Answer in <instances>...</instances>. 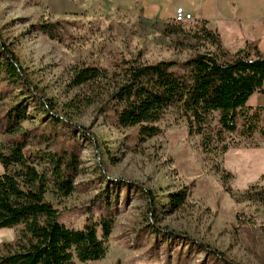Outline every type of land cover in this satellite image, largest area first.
I'll return each instance as SVG.
<instances>
[{
    "label": "rangeland",
    "instance_id": "obj_1",
    "mask_svg": "<svg viewBox=\"0 0 264 264\" xmlns=\"http://www.w3.org/2000/svg\"><path fill=\"white\" fill-rule=\"evenodd\" d=\"M175 3L184 4L162 0L167 14L157 16L146 0H0V49L18 56L36 94L51 99L75 140L74 191L52 199L62 221L83 228L88 214L114 213L104 258L78 264H264V205L242 198L252 185L264 189L260 134L245 140L231 133L226 153H204L200 136L189 135L170 109L158 122L162 133L141 140L138 127L116 123L106 88L75 80L79 67L112 71L139 53L153 63L214 51L192 33L194 18L173 32ZM45 23L60 24V39L40 29ZM9 93L13 102L28 99L25 128L50 123L21 84ZM16 236V227L0 229V248Z\"/></svg>",
    "mask_w": 264,
    "mask_h": 264
},
{
    "label": "trees",
    "instance_id": "obj_2",
    "mask_svg": "<svg viewBox=\"0 0 264 264\" xmlns=\"http://www.w3.org/2000/svg\"><path fill=\"white\" fill-rule=\"evenodd\" d=\"M177 23L173 32H184L186 22ZM59 28V23L40 25L53 39H60ZM192 33L215 50L195 52L184 61L153 63L141 60L139 53L121 58L112 71L94 65L79 67L75 80L106 88L116 123L138 127L141 140L162 133L158 122L170 109L186 121L189 135L200 136L204 153H226L231 133L245 140L256 133L264 138V105L249 104L255 93L264 95V53L252 42L230 52L206 19H196ZM14 83L38 99L39 111L49 115V124L24 127L30 119L25 109L28 99L13 102L9 91ZM54 111L50 98L36 94L18 56L1 48L0 229L16 227L17 236L2 244L0 264H78L100 260L107 253L114 213L88 214L84 227L76 228L62 221L52 200L73 193L75 170L71 158L75 140L64 133L60 124L66 125L65 119ZM242 198L264 205V189L252 185Z\"/></svg>",
    "mask_w": 264,
    "mask_h": 264
},
{
    "label": "crops",
    "instance_id": "obj_3",
    "mask_svg": "<svg viewBox=\"0 0 264 264\" xmlns=\"http://www.w3.org/2000/svg\"><path fill=\"white\" fill-rule=\"evenodd\" d=\"M146 1L153 6L157 16L167 14L161 8L162 0ZM183 3H175L172 11L181 7L194 19L208 20L230 52H236L247 42H252L264 53V0H183ZM256 97L260 99L258 103L249 104L264 105V95L255 93L250 100Z\"/></svg>",
    "mask_w": 264,
    "mask_h": 264
},
{
    "label": "built area",
    "instance_id": "obj_4",
    "mask_svg": "<svg viewBox=\"0 0 264 264\" xmlns=\"http://www.w3.org/2000/svg\"><path fill=\"white\" fill-rule=\"evenodd\" d=\"M192 15L189 13H186L183 8H178L175 12L174 19L176 22H182L189 19H192Z\"/></svg>",
    "mask_w": 264,
    "mask_h": 264
}]
</instances>
